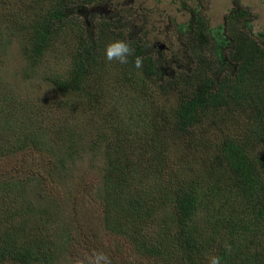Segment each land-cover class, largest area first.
<instances>
[{"label": "trees", "instance_id": "16d2710c", "mask_svg": "<svg viewBox=\"0 0 264 264\" xmlns=\"http://www.w3.org/2000/svg\"><path fill=\"white\" fill-rule=\"evenodd\" d=\"M10 1L23 7L1 15L11 37L1 53L5 58L10 45H16L12 57L18 54L27 61L21 70L26 71L25 81H36V70L56 45V36L65 34L64 39L75 42L67 74L54 73L45 82L61 99L57 109L54 101L41 99L37 105L30 100L25 104L32 112L22 114L15 100H28L27 93L16 94L12 86L2 89L0 84V132L8 139L0 138V163L20 149L33 153L26 155L31 158L48 153L55 159L51 185L30 159L22 162L21 176L13 179L8 171L0 172V264H62L69 253L83 248L100 253V231L127 241L129 250L134 249L140 258L134 264H142L141 258L148 264H209L212 256L221 257L222 264H264V44L246 30L231 44L226 60L220 61L199 54L197 47L182 48L181 56H164L134 40L137 37L118 36L134 51L127 64L113 63L116 79L101 88L104 101L127 105L125 116L143 115L139 111L153 94L155 79L153 85L160 90L169 82L176 102L168 111L159 107L145 114L148 122L157 123V129L147 122L137 133L125 125L129 119L125 116L106 121L108 128L100 129L97 141L109 152L103 184L94 189L102 226L94 222L93 210L88 209L82 216L88 230L77 238L61 222L54 178L59 181L65 174L68 159L80 154L88 133L83 134L86 131L82 132L73 114L59 109L74 107V100L92 108L99 92L91 79L99 74L100 81L104 79L100 59L107 45L116 41L112 29L122 17L103 18L107 34L98 40L91 27L97 13L88 19L91 25L81 17L82 26L72 21L78 6L110 3L107 0L81 4L75 0ZM190 5L181 3L191 18L178 24L177 32L181 39H197L199 33L201 47L208 48L211 28L201 16L194 21L200 7ZM137 56L143 61L139 69L135 67ZM167 61L185 63L170 67ZM225 68H231L226 76ZM89 88L93 93L86 94ZM6 105H12L15 115ZM51 109L52 123L47 124L44 119ZM45 110L50 111L47 116ZM162 124L167 127L166 138ZM24 192L37 199L38 207Z\"/></svg>", "mask_w": 264, "mask_h": 264}, {"label": "rangeland", "instance_id": "374dc122", "mask_svg": "<svg viewBox=\"0 0 264 264\" xmlns=\"http://www.w3.org/2000/svg\"><path fill=\"white\" fill-rule=\"evenodd\" d=\"M110 3L103 4H90L84 5L83 9H81L78 4H73L74 6H78V13L73 17V23H78L82 26V21L78 18L81 17L82 20H87L88 24L91 25V22L88 20L93 14L97 13L96 20L92 23L94 38L98 40H103L105 35L107 34L106 30L102 28V19L110 17L114 15L121 16L122 19L118 20V24L116 27L112 29L114 32V38L117 40L120 36H124L125 39H128L130 36L137 37L134 40L139 42L142 45H147L149 48H154L159 51L162 55L168 56V50H170L169 54L176 56H181L180 51L182 48L186 50H192L197 47L199 54L206 55L208 58H212L213 54H209L205 51V48L201 47L200 34L196 32V38L181 39L180 35L177 32L178 24H186L191 16L187 9H183L181 7V3L187 4L188 7H192L187 0H107ZM206 9L205 17H209L211 26L217 31H220L222 28L224 16L229 14L230 11V1L234 0H194L195 5H201ZM243 2L246 7L249 8L250 16H255L252 18L254 24H251V31L254 32L257 39L261 42L264 41V3L260 0H239ZM14 2V1H13ZM77 3H83L84 0H75ZM22 4L17 1L16 5L12 3L10 0L8 2L2 1L0 3V84L2 85V89L12 86L13 93L17 94V91L20 93H27V99L24 100L17 98L15 101L18 107H21L22 114H26L32 112L28 109L25 103H29L35 100L34 103L37 105L41 99L46 101H54L55 109H57V101H61V99L56 96V93L52 90V87L49 86L46 82L48 77H51L54 73L59 75L67 74V62L70 57V50L72 45H74V39H64L65 34L61 36H56L54 41L55 44L52 46L48 52L44 55V59L41 63V66L36 70V81L27 82L24 77L26 76V71L21 73L22 67L27 64V61L24 59L18 58V54L15 57H12L14 52H17L16 45L12 44L5 52L4 55L1 53V48L3 43H8L11 37L6 33L7 27L5 26V18L1 17L2 13H16L21 11ZM236 8L240 7L235 6ZM140 12V18L136 13ZM26 17V16H25ZM92 18V17H91ZM203 18V17H202ZM145 19V22L142 21ZM92 20V19H91ZM121 22V24H119ZM7 23V22H6ZM75 30H78V27L73 25ZM90 27V26H89ZM132 30V31H130ZM66 33L69 30H65ZM242 32V31H241ZM247 32L250 34V29H247ZM233 33L235 38L238 36V29L236 28V33ZM139 34H145L144 37L139 36ZM230 36L229 38H231ZM133 40V41H134ZM111 41V38L108 40ZM189 44V45H188ZM166 47V48H165ZM146 49H149L145 47ZM164 49V50H163ZM105 50V49H104ZM216 52V51H213ZM228 51L225 49L221 50V56L224 59L227 57ZM7 54V55H6ZM6 60V63L4 61ZM186 61V60H185ZM118 61H108L105 53L102 54V58L100 59V64L102 66V74L104 79L100 81L99 75H95L92 77L91 85L93 88L99 92L98 97L96 98L94 105L92 108H88L89 105L83 103L82 101L74 100L76 102L75 106L71 105L67 106V109L61 108L59 110L73 114L76 117V122L79 125V128L86 135L85 142L81 149V152L78 156L73 159H68L66 171L64 175H61V179L56 181L58 185V193L54 194L55 197L58 198L59 205V213L60 217L63 219L62 224L72 228L73 235L80 237L81 232L88 230L87 222L82 218L83 214L86 213V210H93L90 214L94 219V222L98 226L101 225L100 216L102 212L98 209V203L95 200V188L101 186L103 184L106 165H107V154H109L107 147L103 146L97 141L96 135L99 133L100 129L108 128L106 127V121L112 122L115 120L123 119L126 113H128L129 109L126 110V106H120L115 102L104 101L106 100L104 89V83L111 82L114 83L116 79V73L113 69V63H117ZM168 62V63H167ZM167 66L173 67V65L179 66L184 64L185 62H176V64L167 61ZM121 64V63H120ZM230 65V64H229ZM214 67V66H213ZM230 67V66H228ZM228 69L225 68L222 73L224 76L229 74ZM102 76V78H103ZM154 80L151 82V89L153 94L150 96V99L144 104V109L139 112L143 115L136 114L132 116L131 114L125 116L129 119L125 120V125L130 126L131 128L138 131L144 127L149 120V116L145 114H151L157 108L161 107L164 111L170 110L172 106L175 105L176 100L171 96V88L169 87V82L162 86L161 90L159 86H154ZM161 86V85H160ZM89 92L93 93L90 88L87 89ZM103 91V92H102ZM169 93V94H165ZM46 95V96H41ZM166 99H163V98ZM72 99L69 101L71 102ZM108 103V104H106ZM102 107L99 112L97 108ZM11 113L15 115V110L11 106H5ZM52 113L48 110H45L43 114L46 116L50 112V116H48L44 121H47V124H51L52 116L54 113V109H51ZM70 112V113H69ZM22 117V114L19 113ZM132 116V117H131ZM162 121H164L162 119ZM154 128H156L157 123L152 121L148 122ZM151 126V128H152ZM50 127V126H49ZM90 127V129L88 128ZM157 129V128H156ZM161 130L165 131L163 133V138H166L168 135L166 133L167 127L165 125H161ZM7 134H4L6 136ZM2 132H0V138L4 137ZM14 137H16L13 134ZM4 141H8L5 137ZM67 140V139H66ZM25 151L20 149V153L15 155L14 157H9L3 162L0 163V172L8 171L12 178L14 179L17 176H21L24 174V171L21 169L22 162L27 161V159L33 160L34 165L38 166L40 170L41 178L45 177V181H50V169L54 165L55 159L53 155L48 153H43V155H34L32 158L26 155H30L33 153H26ZM2 170V171H1ZM52 178V177H51ZM101 182V183H100ZM98 183H100L98 185ZM38 184V183H37ZM36 184V185H37ZM43 184V183H42ZM49 185L51 183L49 182ZM52 187V186H51ZM24 197L30 201L32 200L35 207H38V202L36 198H32L30 193L24 192ZM86 198V199H85ZM93 201V202H91ZM93 204L90 208L88 206ZM95 207V208H94ZM59 217V218H60ZM53 224V223H52ZM84 226V228L82 227ZM93 231V234H98V231L94 228H89ZM99 237V247L100 253H104L109 256L111 260V264H134L138 263L140 258L135 254L134 249L129 250V245L125 240H119L115 237H108L100 231ZM115 241L117 243H115ZM119 246L117 249V245ZM77 248V247H76ZM128 248V250H127ZM120 249V251H119ZM119 252V253H117ZM97 253H90L86 250L81 249L79 251H73V253H69L62 264H93L95 255ZM142 264H148L147 260L142 259Z\"/></svg>", "mask_w": 264, "mask_h": 264}, {"label": "flooded vegetation", "instance_id": "af4514ba", "mask_svg": "<svg viewBox=\"0 0 264 264\" xmlns=\"http://www.w3.org/2000/svg\"><path fill=\"white\" fill-rule=\"evenodd\" d=\"M190 3H192V5L194 4V0H188ZM261 2L264 0H260ZM230 11L229 14L224 16V20H223V24H222V28H220V31L218 32L217 29H214L211 26V22L209 17H205L204 14L206 13V9L202 6V1H201V5H198L199 8V15L195 18L194 21L198 20V18L201 16L203 17V19H205V21L207 20L208 26L211 28L212 34H209V44L208 48L205 47L206 50L209 51V54H213L212 58H214V56H216L220 61H225L226 58L224 59V57L221 56V50L225 49V51H230L232 50V46L231 44L234 43L235 41H237L239 39V37H241V35L247 30L250 29V36L253 37V35L256 37V33L254 34L253 31H251L252 26L251 24H254L255 21L252 20V18H255V16H250L251 13L249 8L245 6V4H243V2H240L239 0H234V1H230ZM235 6L240 7L236 8ZM138 15V18H140V12L136 13ZM142 21V19H141ZM193 21V22H194ZM232 21V23H231ZM143 23L145 22V19L142 21ZM236 28L238 29V36L235 38V36H233V33H236ZM253 30V29H252ZM242 31V32H241ZM139 36L144 37L145 34H139ZM230 36H232L231 38H229ZM257 38V37H256ZM235 40V41H234ZM259 41V40H258ZM260 42V41H259ZM260 43L264 44V41L262 40ZM166 48V47H165ZM164 50V49H163ZM170 52V50H168ZM216 51V52H213ZM168 52V55H169ZM162 55V54H161ZM209 57V56H208Z\"/></svg>", "mask_w": 264, "mask_h": 264}, {"label": "clouds", "instance_id": "9594fccd", "mask_svg": "<svg viewBox=\"0 0 264 264\" xmlns=\"http://www.w3.org/2000/svg\"><path fill=\"white\" fill-rule=\"evenodd\" d=\"M133 48L124 40H116L109 43L106 47L105 55L108 61H118L121 64H127L129 56L133 54ZM142 58L137 56L135 59V67H142ZM93 264H111L109 256L104 253H97L95 255ZM209 264H222V258L219 256H212Z\"/></svg>", "mask_w": 264, "mask_h": 264}]
</instances>
